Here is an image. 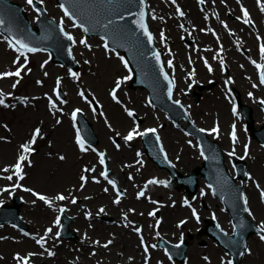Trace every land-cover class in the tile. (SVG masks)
Instances as JSON below:
<instances>
[{
    "label": "rangeland",
    "instance_id": "obj_1",
    "mask_svg": "<svg viewBox=\"0 0 264 264\" xmlns=\"http://www.w3.org/2000/svg\"><path fill=\"white\" fill-rule=\"evenodd\" d=\"M12 1L23 4V0ZM43 1L45 5H55V0ZM238 1L240 3H238ZM204 2L206 8L205 6L202 7V3L199 2L200 7L198 6L199 8L196 10L195 5L192 3V8H195L196 13L193 14L190 10L183 18H180L175 7H183L184 3H187V0H176L175 4H173L171 0H150L152 29L159 34L163 31L166 39V42L161 48L164 51V55L166 56L167 54V61H169V58L172 60V66L169 67L167 64V68L174 76L176 82L173 98L176 100L182 99L187 103V106H190L193 118H195L198 124L202 125L204 122L206 127H218L219 132L214 135L220 140H225V145L227 147L231 145V141L228 139L227 135L233 130L232 126L235 124L236 136L237 140H239V149L237 147V151L240 155L242 152L240 145L245 141L239 138L238 133H242L239 120L236 116L229 114V117L223 121L221 118L224 116L220 115V102L223 103L227 113H229L228 106L231 103L229 93L225 92L222 87V80L232 79L237 85L236 87L239 93L242 95V100L250 105H254L253 103H255V100L264 99V87L258 84L255 75L251 76V74L254 73L253 68L247 65L248 68L242 71L244 68L242 58L244 54H242L241 48L247 50L248 54L246 55L251 57L253 61L258 59V57L260 59L261 54L255 56L257 48L255 46L256 41L253 31L249 30L248 26L245 24L235 25L236 18L232 19L227 16L229 13L238 16L241 7L247 8L252 14V19L255 20L261 28V31L257 32V34L261 35H264V22L262 25V17L254 3H251V0H204ZM54 7L59 14L58 6ZM206 9L214 12L217 20H221V23L224 24V28L226 24V28L233 32L232 36L235 35L239 42L238 46L233 44L232 47V42H229L231 36L226 33V28L225 34L224 29H221L219 31V39L222 41L224 47L222 50L218 48V51H220L219 61L214 57L216 50H211L214 56L210 51H202L201 55L197 53L198 48L201 50L203 44L209 37V35L206 36L204 34H201L202 37H200L198 29H204L210 24V26H213L216 30L217 28H215V26L218 25L215 24L219 23L209 16V13L205 11ZM58 14L54 17L56 18ZM153 16L156 18L154 19ZM29 19L31 20L30 16ZM188 23H193V25H195L196 32H193L194 36H192L190 30L185 33L184 28ZM181 25H183V27H181ZM65 26L68 31L73 32L76 36V45L74 48L79 57L77 59L80 65L77 69L65 72H76L79 74L78 78H62L63 83L61 84L62 89L65 91V97L62 102V113L60 116L55 113L50 114L48 101L49 94L51 97L53 96L51 90H53L54 80L58 74L64 73V67L58 66L52 60L45 63L46 55L44 53L35 54L40 55L33 61L34 65L31 63V65L29 64L27 66L26 70L30 75L25 76L24 79L7 77L0 80V86H13V84L17 83V80H19L20 83L18 84V89L17 87L13 88L10 92V96L5 98V105L7 106L3 105L4 107H0V168H9V172L14 171L13 166L21 151L20 145L31 140L32 134L36 128L41 129L40 137H38L36 143L32 145L35 151L29 155L31 164L29 165L25 162L23 168L24 178L20 180L12 173L9 175H13V180L9 181L6 179L8 175L6 176L5 173L0 174V189L9 188V191H0V201L7 200L15 192L19 194V196L22 195L24 203L26 204L23 203L24 205L22 204L20 206L19 212L22 218L28 223V228L34 229L38 234L44 232V227L46 225L53 228V240L49 239L48 243L41 248L38 257H35L36 261L34 264L48 263L47 260H43L48 258V251L54 254L58 251H63L65 253L63 255L64 260L69 264H73V259L76 256H81L83 258L81 253L84 251L87 243V250H85L84 254V258H86L87 255L89 256L93 251V248L89 247L90 243L97 241L94 240L95 234L93 232L96 223L107 226L104 228V231L107 232L101 235L99 241V245L101 246L100 249H102L101 252L99 248H97V252L91 255V259L88 262L91 264H134L131 252H128L127 248H124L121 244L114 245L116 242L114 241L115 236L121 230V227H126L129 223H144L147 229L151 226H155L158 221L160 222L163 217L165 218L166 215L163 212L164 210H173L176 208H171V204L173 200L179 199L178 197H181L183 192L176 188L173 189L169 187V185L160 188L161 192L157 190L156 194L162 193V201L158 204L160 207L159 215L155 214V216H150V218L146 217L145 214L148 209H155L156 204L152 200V197L149 198L148 201L137 198L135 201L133 199L136 194L135 192L139 187H142L143 183L145 184L148 181L151 175H168L165 170L161 171V169L157 168V166L145 155L140 142L141 136H134L131 141H125L124 137L133 128H138L140 132H144L145 129H156L163 142L164 148H167V150L169 149L173 157L177 156L186 159L192 156L194 160H196V164L199 163V161L195 158L199 156L195 151V141L193 138L191 139L188 134L183 132V128H178L171 123L165 116V113L146 101L145 89L138 87L134 88L129 81H121L120 88L117 90V98L121 102L112 101L107 93L111 91V88L115 87V85L112 87L113 82L118 79L121 80L124 75L117 57L112 55L108 57V55L102 51L100 47L101 38L90 36L88 40H86L87 46L82 45L79 41L82 39L81 34L83 33L79 28H71L72 22L68 19L66 20ZM242 29L245 30V33L247 30L252 35L248 34L251 36L246 38L244 33L240 34L239 32L242 31ZM190 36L193 37L192 41L187 44L185 38L190 39ZM212 43L216 45L213 41ZM246 55L245 58H247ZM3 56H5L6 59ZM16 59L17 55L10 52L0 39V72L10 69ZM202 59L208 63L211 71L208 67L206 68L204 66ZM223 60L227 63V68L222 65L221 61ZM255 62L257 63L258 61L255 60ZM45 73H47V75ZM190 74L193 76L192 79L191 76H189ZM211 80L215 81L213 86L206 88L208 82ZM38 81L40 83H38ZM197 82L204 83L206 87L198 88ZM194 83L196 84L192 85ZM253 85H256V87H253ZM81 91L85 93V96L86 94H91L99 103L100 109H95V111H93V108L89 104V98L84 99L80 96L79 93ZM185 91H190L189 95H186ZM193 91L201 95L198 101H195ZM43 92L48 94L47 98H44ZM249 93H252V95L249 96ZM38 96H40L39 99ZM257 97L260 98L255 99ZM255 107L257 111H259L257 104H255ZM75 108L84 111L93 130L99 136L96 141L98 144L95 147L85 146L88 148L87 151H81L73 138L70 114ZM128 111H132L134 115L129 116ZM197 113L201 118H197ZM44 117H48V120L42 125L40 120ZM258 117L260 119V114H258ZM122 118L127 119V124L120 122L123 120ZM202 118L203 121L200 120ZM57 120H59L60 123H57ZM47 130L51 131L50 134H48ZM100 131H103L102 135ZM116 144H119L120 147L117 148ZM2 146H8L10 149ZM41 148L44 149L43 154H40ZM102 148L105 149L108 158L109 170L114 174L116 179H118L117 183L119 187L115 182L116 187L114 188L100 175V172L103 171L105 166L100 163L99 153ZM251 152L252 154L249 158L247 157L246 163L252 179L250 188L257 198V196H259V190H264V148L255 144V148L251 146ZM137 153H139V155H137ZM256 154H258V156L252 161L251 157ZM60 156H63L64 159L61 160L59 158ZM40 157L45 159L46 162L39 164L38 161ZM117 157H120L119 161L122 162L124 166H132L136 163L142 167L143 172L140 175L141 180L139 183L133 182L132 186L130 184L131 188L129 189V195L122 186V176L116 174L118 170L114 161ZM170 162L172 165L176 166L174 161ZM191 163L193 162L191 161L190 164ZM184 166V161L179 162L178 167L175 169L178 170L184 168ZM192 167L193 166L189 168L187 173L191 171ZM86 168H94L95 171L86 172ZM126 170L127 169H125V171ZM82 175L87 177L86 182L81 181L80 177ZM114 176L108 174V179L115 181ZM138 177L139 176H136V178ZM200 180L201 178H199L198 184L199 187L203 189ZM17 183L21 185V187H18L21 191L11 187L13 184ZM82 183L83 187H81ZM22 188L32 189L33 191L31 193L36 192L46 196L52 201V204L49 205L40 199L37 200L32 195L28 196L26 193L30 192H23ZM105 188H107L108 191H104ZM121 190L125 191V194H122ZM94 192H99L100 195L103 194V196H98L96 198ZM59 194H63L67 199L63 201L56 200L55 198ZM92 196H95V199H92ZM198 196V200L203 198L201 194ZM73 197H75L77 201L75 204L72 203ZM117 199H119V203H115ZM257 202L260 207L257 209L253 205L251 210L256 216L255 221L261 223V226H264V206H262L259 201ZM61 205L68 207L69 211H67V213L69 215L72 217L75 215V219L72 222L73 229L75 230L74 238L60 239L55 235L56 230L54 227L57 219V210H59V207H62ZM138 206L143 207L144 215L141 214ZM43 207L46 210H44ZM208 207L209 205L201 208L202 217L204 218H208L210 213ZM101 208H103L105 212L110 213L112 217L100 220V217H102L101 215L97 218L96 215H99L98 211H100ZM113 211L116 212L114 213ZM122 215L125 217L124 219ZM184 215L185 212L176 211L170 216L171 224L174 225L175 221ZM225 217L227 218V216ZM4 226L8 231H0V234L4 237L0 240V264H13L15 255H25L27 250L32 251L33 244L32 242L25 243L23 239H16L9 231L17 229L10 225ZM196 226L197 224L190 221L183 225L178 233L173 234V231L170 230L169 233L165 235V239L169 241H175L179 237H186V258L183 262L169 259L160 247L156 246L153 248L152 245H155L156 240L160 238V236L150 232L148 229L150 233L147 239L150 243L147 242L146 244L148 253H144V256L142 254L139 257L138 264H146V260L147 264H225L226 260L223 249L216 246L217 244L202 232L193 233L196 230ZM189 230L191 236L188 234ZM17 231L20 232L19 230ZM134 238L136 246L139 247L135 236ZM109 240L113 241L105 248L104 245L107 244ZM248 244L252 247V253L244 255L242 264H264V256L260 254V250L264 254V240H261L259 235H251ZM260 255L261 257H259ZM205 257L208 259L205 260ZM54 262L52 258L49 260L48 264H55ZM88 262L82 263L81 261L79 264H88ZM58 264H62V261H58Z\"/></svg>",
    "mask_w": 264,
    "mask_h": 264
},
{
    "label": "snow or ice",
    "instance_id": "obj_2",
    "mask_svg": "<svg viewBox=\"0 0 264 264\" xmlns=\"http://www.w3.org/2000/svg\"><path fill=\"white\" fill-rule=\"evenodd\" d=\"M26 2L29 5H34V0H26ZM42 2H43V0H40V3H42ZM70 2H71V0H70ZM109 2L111 3L112 0H109ZM139 2H140L141 5H143L144 0H139ZM171 2L173 4H175L176 0H171ZM200 2L201 3H204V0H200ZM257 2L260 5L261 11H264V0H257ZM60 7L62 8L65 16L72 17L74 15L73 12H71L69 10V8H67V7L64 6V4H60ZM37 11L39 12V9H37ZM177 12H178V14L180 16H184V12L181 11L179 8H177ZM242 13H243V17H244L243 22L245 24L250 23V20L248 19V17H249L248 10L246 8H242ZM144 16H145V12L143 10H141L140 13H139V20L136 21V22L139 24V27L143 30L144 35L147 36L148 41L151 42L152 41V35L148 31L147 25L144 23V20H143ZM153 18L155 19L156 17L153 16ZM119 19L122 20V19H124V17L121 15V16H119ZM161 19H162V17H161ZM113 23L114 22L112 20H109L108 21V24L109 25H111ZM3 24H4L3 18H0V25H3ZM74 26H77V25L74 24ZM79 26L80 27H84L83 24H81ZM105 27H107V25H105ZM181 27H183V25H181ZM225 27H227L226 24H225ZM60 30H61V32H64V29H63V20H61V28H60ZM84 31L87 32L88 31V28H84ZM64 35L69 40L73 41V43H75V40L73 39V37L70 36L67 32H64ZM160 35H161V39L163 40L164 39V33H163V31H161ZM79 43L82 44V45H86L87 46L86 39H81L79 41ZM8 44L17 53H19V55L17 56V59L13 62L14 64H18V67L16 68L15 71H7V72L0 73V78H4V77H17V78H19V77H21L22 71L26 68L27 53L36 52L39 49H37L35 47H30L28 43L24 42V40H21V39L16 38V37H12L11 39H8ZM104 47H105L106 50L109 48V45H108L107 41H105ZM113 51H114V49H113ZM261 53L264 54V45H261ZM154 55H155L157 61H159V59H160L159 53H154ZM21 57H24V59H25V63L24 64H20V58ZM119 58L121 59V61L124 64V66L127 68L128 67V61L125 60L124 57H119ZM45 63H47V62H45ZM221 63H223V61H221ZM253 63L259 69L260 84L264 85V64H256L255 61H253ZM168 65H169V67L172 66V61L171 60L168 61ZM209 70L211 71V68H209ZM29 71H30V69H29ZM161 71L163 72V68H161ZM45 74L47 75V73H45ZM71 75L73 77H77L78 78V75L79 74L76 73V72H71ZM163 76H164V79L165 80H168V83H169L168 95H169V98H171L173 81L172 80H169L168 74L166 72L163 73ZM123 79L124 80H130L131 79V76L124 77ZM228 82L229 81H226V83H228ZM17 83H19V80H17ZM38 83H40V82L38 81ZM120 85H121V80L118 79L116 81L115 87L112 89V91L110 93V95L112 96L113 100H117V90L120 88ZM59 86H60V80L58 79L57 80V89L55 90L57 97L60 96ZM15 87H16V84H13V88H15ZM253 87H256V85H253ZM79 94H80L81 97H84L85 96V93L83 91H81ZM251 95H252V93H249V96H251ZM49 100H50V106L54 108L56 106L55 103L53 101H51V98H49ZM117 102H119V101L117 100ZM176 103L179 104L180 102L179 101H176ZM260 103L262 105H264V100H260ZM0 105H5V99H4V95H3L2 92H0ZM5 106H7V105H5ZM79 111L80 110L77 109V110H75L72 113V119H73V121L76 120V116H77V113ZM93 111H95V109H93ZM232 111H233V114L234 115L237 113V108H236L235 105L233 106ZM128 115L129 116H133L134 113L132 111H128ZM57 123H60V121L57 120ZM232 127H233V130L231 132V138H232L233 143L235 144V142L237 140L236 131H235V124H233ZM200 131L201 132H204L205 129H200ZM210 131L212 133H218L219 132V128L218 127H214ZM146 132L155 133L156 132V129H147ZM146 132H140V131H138V128H133L124 137V140L125 141H131V140H133L134 136H137V135L144 136V135H146ZM40 135H41V129L40 128H36L34 130L33 134H32L31 140L29 142H26V143L20 145V150H21L20 151V155L18 156L15 165L13 166V169H14L13 175L15 177H17L18 179H20V180H22L24 178L23 168H24L25 162H27L29 165L31 164V161L29 160V155L35 151V149L32 147V145L36 143V140H37L38 137H40ZM117 135H119V134H117ZM157 139H159V137H157ZM76 142L79 145L81 151H87L88 150V148L85 147V142H84L83 138L80 136V130L79 129H77ZM116 147L119 148L120 145L119 144H116ZM203 154H204L203 153V150H201V155H203ZM234 154H235V151L234 150H233V152L229 153L230 156H232ZM245 154H247V145H245ZM137 155H139V153H137ZM99 156H100V163L101 164H104L105 163L104 153H99ZM59 158L61 160L64 159L63 156H60ZM2 171L8 172L9 171V168H4V169H2ZM85 171L86 172H88V171H95V169L94 168L93 169H87L86 168ZM13 175H8L6 177V179L9 180V181H12L13 180ZM100 175L103 176L104 179L107 180V182L109 184H111L114 188L116 187L115 181L108 179L107 169L104 172H101ZM80 179H81L82 182H86L87 181V177L86 176H83V175L80 177ZM96 182H99V181H96ZM148 183H150V184L151 183H162V184H166L165 181H156V180H151ZM11 187L12 188H18V187H21V185L17 183V184H13ZM81 187H83V183H82ZM209 187L211 188V185H209ZM24 190L25 191H28V192H32L33 191L32 189H28V188H25ZM0 191H9V188L6 187L4 189H0ZM104 191H108V189L105 188ZM33 195H36L38 199H40L41 201H44L46 204H49V205L52 204V201L49 200L44 195H41V194L35 193V192H33ZM144 195H145V192L144 191H140L137 194L138 197H143ZM261 197L264 198V192H261ZM55 199L56 200L63 201L65 199H67V197H65L63 194H59V195L56 196ZM76 202L77 201H76L75 197H73L72 203L75 204ZM119 202H120L119 199H117L115 201V203H119ZM2 203H3V201H0V204H2ZM244 203L247 204V199L246 198L244 200ZM184 204H186L189 207H191V205L189 204V202L187 200L184 201ZM60 211L63 212L64 209L61 208ZM103 211H104V209L101 208L100 209V212H103ZM130 211H134V210H130ZM245 211H248V209L245 208ZM192 213H193V216L197 220H199V216L197 215V212H196V209L195 208H192ZM155 214H156L155 212H150L149 213L150 216H155ZM56 223L57 224L60 223L59 217L57 218ZM157 223H159V221ZM183 223H185V221H181V224H183ZM134 231H136L137 233H139L141 230L139 228H135ZM51 232H52V229L49 228V229L46 230V234L45 235H47V234H49ZM258 235H259V237H260L261 240H264V226H262L260 228V231H259ZM56 236L59 237L60 236V233L57 232L56 233ZM141 241L143 243V238L142 237H141ZM182 242H183V239L181 238V243ZM36 243L39 244L41 247H44V245L46 243V240H45L44 237H41V238H39V239L36 240ZM96 243H99V241H96ZM111 243H112V241L109 240L107 242V244L104 245V247L107 248L108 245L111 244ZM152 247L155 248L156 245H152ZM176 247L178 248V247H180V245L178 244V245H176ZM147 251H148V249H147V247H145V252L147 253ZM47 254L49 256H53L54 255V253L51 252V251H48ZM31 255H34V254L30 253L29 256H31ZM17 259L20 262V264H29V261H28L27 258H21V257H19L18 254H17ZM169 259H171V256H169ZM207 259L208 258L205 257V260H207ZM146 264H147V260H146ZM228 264H231V261H229Z\"/></svg>",
    "mask_w": 264,
    "mask_h": 264
},
{
    "label": "bare ground",
    "instance_id": "obj_3",
    "mask_svg": "<svg viewBox=\"0 0 264 264\" xmlns=\"http://www.w3.org/2000/svg\"><path fill=\"white\" fill-rule=\"evenodd\" d=\"M191 2H193V0H188V4H191ZM122 3H125L126 4V6L128 7V8H132L133 6H135L136 5V0H123L122 1ZM53 7V6H52ZM191 12L194 14V13H196V10H195V8H191ZM134 14H135V17L137 18V12L135 11L134 12ZM2 15L5 17V19L9 22V23H11V24H13V25H15L17 22H16V20L15 19H13V20H10V18H9V16L8 15H6V13L4 12V11H2ZM108 20H109V18L107 17V16H103L102 17V20H101V24L102 25H107V27H109L110 29H111V27H112V24L111 25H109L108 24ZM130 20H131V18H130ZM9 23H7L6 24V26L7 25H10ZM127 25V24H126ZM113 32V34L116 36V37H118V38H120L119 37V35H118V33L117 32H115V31H112ZM126 43H132V42H126ZM149 49H150V47L149 46H144L143 48H142V51L139 53V56H137V59H139L140 58V60H139V65L143 68V69H145V70H148V71H150V73H148V76L151 78V81L156 85V88L158 89V86H159V82H158V80H160V78L163 76V74L162 73H160L159 72V70L157 69V66L155 65V66H153V65H151L150 63H148V62H146L145 61V56H146V54L148 53V51H149ZM4 58H5V56H3ZM6 59V58H5ZM4 59V60H5ZM245 84V83H244ZM233 85V84H232ZM230 86H231V84H230ZM161 89H162V92H163V86H161L160 87ZM164 93H165V86H164ZM171 98H172V96H171ZM38 99H39V97H38ZM173 99V98H172ZM241 100H242V98H241ZM162 103H169V104H171V101L170 100H166L165 99V97H163V100H162ZM219 105V104H218ZM220 115H222V116H224L223 118H221L223 121L225 120V119H227L228 117H229V113H227V111L225 110V108H224V105H223V103L222 102H220ZM114 109H115V107H114ZM190 109V108H189ZM253 109V108H252ZM116 110V109H115ZM254 110V113L255 114H257V112H256V110H255V108L253 109ZM253 110H252V112H253ZM117 111V110H116ZM195 111V110H194ZM191 114H192V112H190ZM193 115V114H192ZM201 115H203V114H201ZM32 117V116H31ZM206 117V116H205ZM197 118L199 119V118H201L200 116H198V113H197ZM123 120H121L120 122H122L123 124L124 123H126L127 124V119L126 118H122ZM47 120H48V117H44V118H42L41 120H40V122L42 123V124H45L46 122H47ZM200 120H202L203 121V118L202 119H200ZM260 123H258V125H259ZM202 125L203 126H205V124H204V122L202 123ZM208 128H210V129H212L211 128V126H207ZM204 128V127H203ZM252 128H253V125H252ZM211 136H213V133L209 130V129H206V128H204ZM48 131V130H47ZM50 132L51 131H48V134H50ZM100 133H101V135H102V133H103V131H100ZM92 137L95 139V140H98V135L97 134H95L94 132H93V135H92ZM217 138V137H216ZM218 139V138H217ZM219 141H220V143H221V145L223 146V149H224V153L227 155V150H228V148L225 146V141L224 140H220V139H218ZM153 148H155V146L152 144L151 145ZM2 147H5V148H7V149H10L8 146H2ZM151 147V149L152 150H154L153 148ZM164 150L166 151V153L168 152V158L171 160V161H174L175 163H176V166L178 167V164H179V162H183L184 161V164H185V166H184V168H181V169H178L181 173H185L186 171H188L189 170V168L196 162V160H194V158L191 156V157H187L186 159H182L181 157H173L172 155H171V153H170V151H169V149L167 150V148H164ZM43 152H44V149H40V154H43ZM2 158H4L3 156H1ZM254 158V157H253ZM253 158H252V160H253ZM120 160V157H117L116 159H115V161H114V163H115V166H117V170L118 171H116V174L118 175V176H122V178H121V181H122V186L126 189V191H127V194L129 195V189L131 188V186L133 185V182H136V183H139L140 182V180H141V177H140V175L142 174V167L141 166H139L138 164H133L132 166H127V165H123L122 164V162H120L119 161ZM193 162V163H191L190 164V162ZM46 162V160L45 159H43V158H39V161H38V163L39 164H43V163H45ZM127 166V167H126ZM138 166V167H137ZM125 169H127L126 171H125ZM119 173V174H118ZM136 176H139L138 178H136ZM131 177V178H130ZM130 184H131V186H130ZM138 189H140V188H138ZM95 194H96V198L98 197V196H103V194H101L100 195V193L99 192H94ZM132 195H134V194H132ZM146 195V194H145ZM144 195V196H145ZM143 196V197H144ZM136 196H134L133 197V199L136 201ZM92 199H95V196L93 197L92 196ZM138 199V198H137ZM131 200V199H130ZM142 200V199H141ZM258 200L256 199V197H252V196H250V202L252 203V206L254 205L257 209L259 208V203L257 202ZM143 203V202H142ZM139 209H140V207H139ZM105 210H109V209H105ZM179 210V207H176V208H174L173 210H164L163 212H164V214L166 215L165 216V218L163 219V221H162V223H161V225L160 226H156V230L158 231V233H159V235L160 236H163V235H167L168 233H169V231L171 230V231H173V233L175 232V229H176V226H173L172 224H171V221H170V216L172 215V214H174L176 211H178ZM114 213L116 212V211H113ZM37 213H39V212H37ZM99 213H105L104 211L103 212H99ZM108 215H110V213H107ZM163 214V213H162ZM111 216V215H110ZM108 217V216H107ZM112 217V216H111ZM122 218L124 219L125 217L122 215ZM143 225H144V223H143ZM144 227H146L145 225H144ZM135 228H139V226H137V225H135V224H130V225H128V226H126V227H121V230L118 232V234L115 236V239H114V241H116L115 243H114V245L115 244H121V246H124V248H127V251L129 252H131V257H132V259L134 260V264H138V260H139V257L143 254L142 253V249H141V239L139 238V236H138V233L136 232V231H134V229ZM141 231L139 232V233H142V232H144V229H141V228H139ZM96 231V232H95ZM104 228H99L98 226L94 229V240H97V241H100V239H101V235L102 234H105L107 231H104ZM103 232V233H102ZM152 232H153V228H152ZM145 233V232H144ZM134 236L136 237V240H137V242H138V245H139V247L138 246H136V244H135V238H134ZM113 241V240H112ZM90 248H93L92 250V253L88 256L87 255V257L86 258H84V254H85V250H87V243H86V247H85V249H84V251L81 253V255L83 256V258L81 257V256H76L74 259H73V262L75 263V264H79V262H81L82 261V263H85V262H88L90 259H91V255H93L95 252H97V248H99V251L101 252V250L102 249H100L101 248V246L99 245V243H96V241H93V242H91L90 243V246H89ZM65 253L63 252V251H58L57 253H55L54 255H53V259H54V263L55 264H58V261H62V264H69V263H67L65 260H64V255ZM260 254H262L263 256H264V254H263V252L260 250ZM259 257H261V255L259 256ZM261 259V258H260ZM43 260H47V262L49 263V258H46V259H43ZM48 263H46V264H48ZM73 263V264H74ZM88 264H91L90 262H88Z\"/></svg>",
    "mask_w": 264,
    "mask_h": 264
},
{
    "label": "water",
    "instance_id": "obj_4",
    "mask_svg": "<svg viewBox=\"0 0 264 264\" xmlns=\"http://www.w3.org/2000/svg\"><path fill=\"white\" fill-rule=\"evenodd\" d=\"M176 118H179V116H176ZM204 168L202 169H198L200 172L203 171ZM211 175L212 176H218V174L216 172H211ZM234 194L236 192H233ZM232 205L235 209H241V204H240V201L238 199V197H236V199L232 202ZM248 233V229L247 228H244L242 231L241 230H238L236 235L234 236L233 240H231L230 242V245L233 247V248H237L241 245V243L244 242L245 238H246V235ZM216 237L217 239H219L221 242H225V238L222 237L221 235L219 234H216Z\"/></svg>",
    "mask_w": 264,
    "mask_h": 264
}]
</instances>
